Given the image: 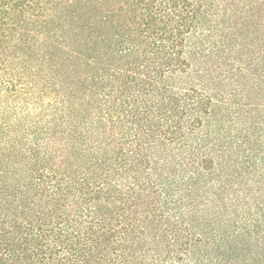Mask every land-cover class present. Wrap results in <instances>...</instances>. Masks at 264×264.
<instances>
[{"label": "trees", "instance_id": "obj_1", "mask_svg": "<svg viewBox=\"0 0 264 264\" xmlns=\"http://www.w3.org/2000/svg\"><path fill=\"white\" fill-rule=\"evenodd\" d=\"M0 264H264V0H0Z\"/></svg>", "mask_w": 264, "mask_h": 264}]
</instances>
